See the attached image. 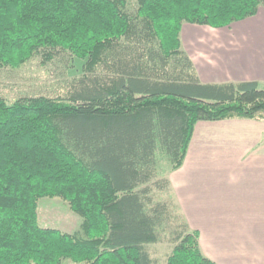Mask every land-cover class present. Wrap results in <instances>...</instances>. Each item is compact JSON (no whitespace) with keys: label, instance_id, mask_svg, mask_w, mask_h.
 Returning <instances> with one entry per match:
<instances>
[{"label":"trees","instance_id":"trees-1","mask_svg":"<svg viewBox=\"0 0 264 264\" xmlns=\"http://www.w3.org/2000/svg\"><path fill=\"white\" fill-rule=\"evenodd\" d=\"M261 6L0 0V68L37 57L65 76L53 92L11 102L0 92V264H155L149 244L162 240L166 264H217L169 197L158 156L167 171L181 166L199 120L264 119V83H201L179 32L184 22L226 26ZM44 196L63 199L79 228L40 226Z\"/></svg>","mask_w":264,"mask_h":264},{"label":"crops","instance_id":"crops-1","mask_svg":"<svg viewBox=\"0 0 264 264\" xmlns=\"http://www.w3.org/2000/svg\"><path fill=\"white\" fill-rule=\"evenodd\" d=\"M226 26L184 22L180 48L201 83H264V9ZM171 192L202 253L217 264H264V119L199 120Z\"/></svg>","mask_w":264,"mask_h":264},{"label":"rangeland","instance_id":"rangeland-1","mask_svg":"<svg viewBox=\"0 0 264 264\" xmlns=\"http://www.w3.org/2000/svg\"><path fill=\"white\" fill-rule=\"evenodd\" d=\"M135 0H128L132 4ZM260 11L264 9L260 7ZM72 72L80 71L82 60L73 58ZM70 73V70H69ZM73 74V73H70ZM63 75L53 65H41L37 57L19 67L0 68V92L7 102H11L20 95L38 94L56 91L63 81ZM169 163L164 155L158 156V170L160 175L166 174ZM157 198L166 197L167 194L155 191ZM169 197L175 201L172 192ZM37 221L40 226L54 227L62 231L73 232L79 228L81 218L73 212L68 204L58 196H44L39 199L37 207ZM171 249V244L162 240L149 244L151 256L155 259V264H166V257ZM61 264H84L74 262L69 258H64Z\"/></svg>","mask_w":264,"mask_h":264}]
</instances>
